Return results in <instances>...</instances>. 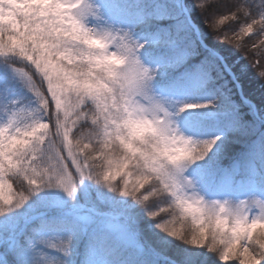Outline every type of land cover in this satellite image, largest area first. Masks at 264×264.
<instances>
[{
  "label": "clouds",
  "instance_id": "1",
  "mask_svg": "<svg viewBox=\"0 0 264 264\" xmlns=\"http://www.w3.org/2000/svg\"><path fill=\"white\" fill-rule=\"evenodd\" d=\"M205 35L264 89V0H0V264H264V105Z\"/></svg>",
  "mask_w": 264,
  "mask_h": 264
},
{
  "label": "trees",
  "instance_id": "2",
  "mask_svg": "<svg viewBox=\"0 0 264 264\" xmlns=\"http://www.w3.org/2000/svg\"><path fill=\"white\" fill-rule=\"evenodd\" d=\"M194 19L197 23L200 22V17L198 15L194 14ZM202 27V25H201ZM206 33V30H205ZM206 44L212 48L217 50L223 57L226 59L227 63L233 67V71H235L238 75L240 80L243 83V93L248 98L255 101L257 105H264V89H261L259 87V81L255 78L254 72L247 68L246 61H243L239 58V54L234 52L230 47L225 45H220L217 42H215L210 35H205L204 37ZM242 68H246L247 70L244 72H241ZM234 99L238 103H243V101L240 100L239 95L235 96ZM250 107L248 105H244V107L241 109L246 115V119H251V116L249 113ZM251 139H254V137H250L246 142L241 144H234L232 142H226L224 144V148L222 151V162L224 165L227 166V170L231 169L234 165V162L248 158L245 155V149L247 148L248 144L251 142ZM225 172V171H224ZM223 173H218L215 177H210V181L212 183V186L214 187L219 178L221 177ZM92 198H96L95 191L92 192ZM145 235L141 232L140 240L145 242ZM3 249L0 248V252H2ZM127 252V250L124 252V254ZM9 260H11V256H9Z\"/></svg>",
  "mask_w": 264,
  "mask_h": 264
},
{
  "label": "rangeland",
  "instance_id": "3",
  "mask_svg": "<svg viewBox=\"0 0 264 264\" xmlns=\"http://www.w3.org/2000/svg\"><path fill=\"white\" fill-rule=\"evenodd\" d=\"M176 11H179V9H175ZM168 22L170 23L169 25H171L173 23V21L171 20H165V21H162L161 23L165 25V23ZM167 23V24H168ZM166 24V25H167ZM187 38H191V37H187ZM211 53L209 51V49H203L201 50L200 52V55L195 57L193 60L190 61V63H196L198 62L200 59H202L204 56H210ZM246 139H242V142H244ZM226 142V141H225ZM244 167L243 165H237L236 168L225 174L224 177L221 179L218 187H221V188H224V189H229V190H236V191H241V190H244L246 188H248L250 185H252V183L254 182V179H255V174L254 172L252 171V169L250 168V171L248 172V176H244V182L245 184L242 185V186H237L235 185V179L237 178H240L243 176V172H244ZM139 229H141L142 233L145 235V239L147 241L146 245H151V248L154 249V251H149V255L150 256H155V254L157 252H160L163 250L164 246L161 245L158 240L159 238L157 236H155L148 228H147V222L146 221H143L141 220L140 223H139ZM129 241L132 243H134V240L129 237L128 238ZM133 240V241H132ZM176 245H173L172 248H170L168 250V254L171 255L173 254L174 250L176 249Z\"/></svg>",
  "mask_w": 264,
  "mask_h": 264
}]
</instances>
